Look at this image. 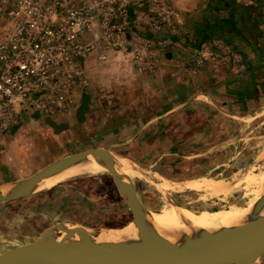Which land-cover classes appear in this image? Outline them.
Wrapping results in <instances>:
<instances>
[{
  "label": "rangeland",
  "instance_id": "1",
  "mask_svg": "<svg viewBox=\"0 0 264 264\" xmlns=\"http://www.w3.org/2000/svg\"><path fill=\"white\" fill-rule=\"evenodd\" d=\"M262 2L72 0L74 7H87L86 16L93 19L91 29L79 34L92 45L91 50L100 43L109 50L131 47L132 55H108L94 61L88 87L74 88L73 105L77 109L72 113L81 114L90 104L88 109L93 114L88 124L72 122L66 128L64 120L49 121L44 112H22V123L0 137V152L6 150L2 148L5 144L10 152L0 173V189L8 190L19 179L58 158L102 147L133 161L141 177L131 181L139 200L149 209L168 204L212 209L227 202L245 204L251 192L242 184L222 200L184 183L200 177L232 181L240 172H257L264 164V51L260 54L257 49L264 46ZM218 5L222 10L217 14L228 16L226 27L230 17L233 19V44L223 42L219 35L207 42L212 34L207 22ZM242 25L246 27L241 35L238 29ZM241 39L255 48L244 50L246 45ZM181 42L190 49L200 45L194 51L201 52L202 60L199 56L189 57L182 61L183 67L193 69L199 64L203 93L198 99H216L212 101L215 108L197 114L187 110L169 125L161 123V118L146 124L151 109L140 105L149 99L151 85L147 79L151 74L168 71L170 104L181 100ZM225 80H234V84L226 86ZM223 101L229 103L228 108ZM72 106L62 112L73 111ZM173 114H181V108ZM37 115H41L39 122L33 117ZM162 124L168 129L163 135ZM120 135L124 139H119ZM174 149L175 154L169 157L166 152ZM41 215L46 216L44 225L71 219L87 226L117 228L125 225L133 213L110 171L75 175L42 191L0 201V256L37 239L42 229L36 216ZM251 264H264V251Z\"/></svg>",
  "mask_w": 264,
  "mask_h": 264
},
{
  "label": "water",
  "instance_id": "2",
  "mask_svg": "<svg viewBox=\"0 0 264 264\" xmlns=\"http://www.w3.org/2000/svg\"><path fill=\"white\" fill-rule=\"evenodd\" d=\"M98 155L106 157L115 184L133 215L153 223L151 209L141 203L133 182L119 175L118 154L102 147L52 161L8 190L0 189V201L34 193L26 189L39 177ZM70 235L78 240L67 243ZM166 235L170 238L151 246L121 243L104 237L102 227L65 219L48 226L37 239L10 248L0 256V264H251L264 251V201L251 220L234 226L230 233L192 231L179 238L172 232Z\"/></svg>",
  "mask_w": 264,
  "mask_h": 264
},
{
  "label": "built area",
  "instance_id": "3",
  "mask_svg": "<svg viewBox=\"0 0 264 264\" xmlns=\"http://www.w3.org/2000/svg\"><path fill=\"white\" fill-rule=\"evenodd\" d=\"M87 7L72 0H0V137L21 124V114H56L73 105L86 84L92 27ZM5 13V15H4Z\"/></svg>",
  "mask_w": 264,
  "mask_h": 264
},
{
  "label": "bare ground",
  "instance_id": "4",
  "mask_svg": "<svg viewBox=\"0 0 264 264\" xmlns=\"http://www.w3.org/2000/svg\"><path fill=\"white\" fill-rule=\"evenodd\" d=\"M132 162L125 155L119 154L117 157L118 173L128 182L132 178L141 177L138 174L139 169L136 170ZM109 171L104 155L89 156L81 162L39 177L27 187L26 191L38 192L79 174L94 175ZM240 173L232 178V181L228 178L200 177L186 180L184 184L191 189L206 190L211 196L222 200H227L232 191L242 184L251 192V197L245 204L227 202L213 209L168 204L158 209H151L153 223L144 221L139 215H133L123 226L103 228V235L121 243H140L151 246L170 238L166 235L168 232H172L173 236L178 238L192 231L208 234L230 233L234 226L243 225L251 220L264 201V164L257 172ZM77 240L76 236L70 235L66 242L72 243Z\"/></svg>",
  "mask_w": 264,
  "mask_h": 264
},
{
  "label": "crops",
  "instance_id": "5",
  "mask_svg": "<svg viewBox=\"0 0 264 264\" xmlns=\"http://www.w3.org/2000/svg\"><path fill=\"white\" fill-rule=\"evenodd\" d=\"M214 10H216V13L214 15H211V18L208 19L207 24H210L209 27H211V32L212 34L209 35V40H207V42H211V39H213V37H215V35H219L221 36V40H223V42L227 43V44H233V40L234 37L231 36V33H235L234 31H236L234 29L233 24L230 22V24L228 25V27H226L227 25V21H228V16H220V14H217L218 12H220L222 10V7L219 5L217 7L214 8ZM225 10L227 11V9L225 8ZM228 12V11H227ZM247 19H250V16H246ZM203 25L207 26L206 23H203ZM220 26V27H219ZM222 26H225L222 28ZM246 26H242V28H245ZM246 35V34H245ZM242 42L246 45V49L244 50H248L249 48L254 49V46H250L248 45L249 43L246 40L241 39ZM200 45H196L194 47V49H190L188 48V46H185V44L183 42H181V102H174L172 104L170 101V98L168 96V91L169 88L166 87L169 78H170V73L168 71H166V73H164V70H159V75H150L149 78L147 79V81L150 83V91H149V99L147 98L145 100V103L143 102V105L140 106H145V108H149L151 109V115L150 117H148V120L145 122L146 124H149L152 120L154 119H159L161 118V123H165V124H170L171 122H173V118H176V116H183L187 113V110H192L194 112V114L197 113H201L202 110L206 111L207 109H212L215 108V104L212 101H216V99L213 98H208V99H198L199 95L203 93V87H202V68L199 67L198 65H193L195 66L193 69H189V68H184L183 67V60H189L190 58L194 59L196 56H199V61L202 60L201 58V52L200 51H194L195 49H199L197 48ZM242 48V47H241ZM260 51H264V46L260 45L257 48ZM132 48L130 47L129 49H124V48H113L112 50L106 49L102 44H98L93 50H91L89 52V54L87 55L86 59H85V73H84V78L86 80V84H82L81 89H85L88 87L89 83H90V75L89 73L91 72V68L92 64L94 63V61H100L103 60L105 57H108V55L115 57H120L121 55L125 54L126 56H131L132 55ZM243 52V51H242ZM247 52V51H245ZM190 57V58H189ZM248 57V55H247ZM90 71V72H89ZM158 72V71H157ZM197 72V73H196ZM103 75H105L104 72H102ZM243 76H246L247 74H242ZM240 74V76H242ZM100 76V75H99ZM156 76V77H155ZM197 77V79H196ZM201 78V79H200ZM166 81V82H165ZM103 82V81H102ZM234 80L229 81V80H225L226 86H229L231 83H233ZM161 83V86H159V84ZM224 84V85H225ZM231 84V86H232ZM166 96V97H165ZM204 97H208L207 95H202ZM217 97V96H216ZM212 99V100H211ZM137 105H138V101H136ZM74 104V103H73ZM90 105V104H89ZM89 105L86 108V110H84L81 112V114L76 113L77 115L73 114L72 112L75 111V108L77 109V107H75V105L72 106V109H74L73 111H65L62 113H56V114H49L47 119L49 121H55V120H64V124H66V128L68 127L69 124H72V122H76V123H87L91 121V114L89 111ZM135 105V103L133 104ZM223 105H225L226 108H228L229 103L226 101H223ZM78 106V104L76 105ZM104 105L101 104V107H103ZM132 106V105H129ZM176 108H181V114L175 115L173 114L174 110ZM159 111H161L159 113ZM190 112V111H188ZM36 113V112H35ZM90 113V115H89ZM41 114V113H39ZM32 115H34V113H32ZM42 115V114H41ZM41 115H37V116H33L37 122L41 121L40 117ZM81 115V116H80ZM59 116V118H58ZM33 117H30V119H33ZM94 118V117H93ZM59 124V123H57ZM90 124V123H89ZM65 126L63 127V129H66ZM15 128H12V130ZM153 128H151L152 130ZM11 130V131H12ZM69 130V129H68ZM162 135L164 134V132H167L168 129H164V124H162V128L160 129ZM159 130V126H158V131ZM59 133V132H57ZM138 133V132H137ZM119 139H124V136L118 137ZM156 140H158V137H155ZM169 138V137H168ZM184 138V134L181 135V139ZM3 143V142H2ZM1 143V144H2ZM5 144V143H3ZM22 146V145H21ZM8 147L9 145L5 144L4 146H2V148H6V150H3L0 152V173L1 171L4 170V165L7 163V159L10 155V152L8 151ZM154 147H158V146H153ZM152 148V149H153ZM158 149V148H157ZM178 152H180L181 155V147L179 146V148L177 149ZM176 150H169V152H166V154H168V156L172 157L175 154ZM164 155V154H163ZM44 200V199H42ZM48 214V213H47ZM45 214V215H47ZM46 217V216H45ZM41 216H36V220H40V222L37 223V225L40 224V227L42 229V232L51 224H43L44 223V218Z\"/></svg>",
  "mask_w": 264,
  "mask_h": 264
},
{
  "label": "trees",
  "instance_id": "6",
  "mask_svg": "<svg viewBox=\"0 0 264 264\" xmlns=\"http://www.w3.org/2000/svg\"><path fill=\"white\" fill-rule=\"evenodd\" d=\"M262 4L264 5V0H263V2H262ZM227 6V5H226ZM220 7V6H219ZM232 8V7H231ZM229 20V19H228ZM248 20V19H247ZM230 21H231V23L233 24L234 22H233V19H232V17H230ZM210 25V24H209ZM234 26V25H233ZM242 26H244V25H242ZM242 26H241V28H239L238 30L240 31V34L242 35L243 34V28H242ZM237 27H238V25H237ZM210 28V27H209ZM235 29V28H234ZM237 29V28H236ZM244 37L246 38V35H245V33H244ZM248 43H249V41H248Z\"/></svg>",
  "mask_w": 264,
  "mask_h": 264
}]
</instances>
